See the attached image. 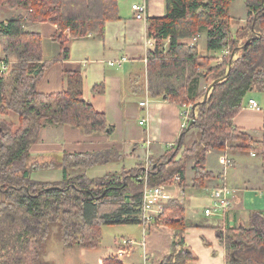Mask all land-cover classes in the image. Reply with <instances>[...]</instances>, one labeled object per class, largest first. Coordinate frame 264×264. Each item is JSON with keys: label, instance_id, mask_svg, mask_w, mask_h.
I'll return each instance as SVG.
<instances>
[{"label": "trees", "instance_id": "obj_1", "mask_svg": "<svg viewBox=\"0 0 264 264\" xmlns=\"http://www.w3.org/2000/svg\"><path fill=\"white\" fill-rule=\"evenodd\" d=\"M1 1L26 15L0 22V113L11 112L17 118V123L0 120V264H51L42 254L54 223L59 224L64 247L83 248L98 247L103 226L143 224L144 185H167L176 175L183 182L186 163L193 159L191 186L205 187L215 177L205 166L211 150L226 155L231 149L253 152L264 166V140L232 123L251 92H264V0H244L246 24L234 34L230 31L233 0H165V15L148 19L147 33L155 43L146 63L147 73L160 76L165 87L160 91L149 84L148 89L189 107L187 123L175 143L160 156H150L153 160L147 167L141 160L132 168L97 177L87 176L86 170L123 156L101 150L38 160L29 152L45 124L70 125L85 135L112 131L105 115L83 99L81 73L64 71L65 87L58 93H40L36 86L52 62L68 59L69 40L89 34L103 37L105 22L118 17L117 0ZM44 21L56 25L52 40L60 45L51 60H44L41 35L24 28L26 22ZM200 30L205 32L204 53L195 42L181 41ZM222 51L226 54L218 58L216 53ZM219 78L204 99L209 84ZM200 79L205 83L202 90ZM92 90L101 93L103 85ZM191 129L198 138L185 144ZM57 168L62 172L58 181L32 176ZM172 207L178 211L176 217L169 213ZM160 223L174 234L170 252L159 264L196 260L184 237L186 228L194 224L186 220L176 200L163 204L152 222ZM216 233L225 245L227 264H264V211L253 210L246 225L217 227Z\"/></svg>", "mask_w": 264, "mask_h": 264}, {"label": "crops", "instance_id": "obj_2", "mask_svg": "<svg viewBox=\"0 0 264 264\" xmlns=\"http://www.w3.org/2000/svg\"><path fill=\"white\" fill-rule=\"evenodd\" d=\"M135 3H145L144 19L135 18L131 9ZM117 10L118 17L105 22L102 38L89 34L69 40L68 59L52 62L36 86L40 93H58L65 87L64 71L77 70L82 76L83 99L105 115L112 131L85 135L70 125L45 124L37 141L29 148L33 159L59 160L64 153L113 150L123 156L119 161L128 160L127 167L122 166L119 171L144 161L146 152L152 158L160 156L178 140L187 107L151 93L149 84L160 91L165 86L160 76L148 74L146 70L147 52L154 47L147 42L154 39L147 33L148 19L165 15V0H117ZM246 11L245 8L236 19L231 17L232 34L245 26ZM6 20L0 18V22ZM24 28L41 35L44 60L58 55L60 45L52 40L56 25L48 21L26 22ZM203 47L205 50V41ZM216 55L219 57L221 53ZM201 81L204 80H199V90L203 87ZM100 83L103 92H94L93 86ZM250 99L257 103V107L249 106ZM232 123L249 132L254 139L263 141L264 92H251ZM210 153H215L214 157ZM220 155L221 151L214 150L207 154L206 169L215 177L207 180L205 187L196 189L191 186L193 159L186 163L183 182L173 178L169 184L163 185L166 195L163 204L176 200L183 207L186 220L194 224L184 232L185 243L196 256V260L188 264H227L226 248L219 241L216 228L246 225L251 211L246 212L243 208V192L259 193L261 202L253 208L264 211V166L260 156L231 149L227 152L229 166L224 168L217 160ZM221 182L231 190L228 210L223 216L201 213L197 207L199 201L206 200L204 208L208 207L209 190ZM169 213L176 217L178 211L172 207ZM105 227L110 229L106 235L103 232ZM173 234L174 230L163 223L103 226L98 247L80 248L81 264H159L170 252ZM123 240L132 243L124 244Z\"/></svg>", "mask_w": 264, "mask_h": 264}, {"label": "rangeland", "instance_id": "obj_3", "mask_svg": "<svg viewBox=\"0 0 264 264\" xmlns=\"http://www.w3.org/2000/svg\"><path fill=\"white\" fill-rule=\"evenodd\" d=\"M244 9H245L244 0H233L231 3V6H230V15H231L232 19H236L239 16H241L244 13ZM19 15H22L25 17L26 12L21 10V9H18V8H9L3 1L0 0V18L9 19V18L16 17ZM194 36L197 38V40L195 41V44L199 48V51L201 50L200 52L204 53L203 52V51H205L204 47H203V44L205 41L204 30H200L198 34H195L191 37H194ZM191 37L182 38L181 41L190 44ZM165 46H166V42L164 41V47ZM146 63H147V61H146ZM214 63H215V61H214ZM146 68H147V66H146ZM201 70H204V69H201ZM201 84L203 86L201 88L204 89L205 83L203 81H201ZM253 93L255 94L254 91H253ZM0 120H7V121L10 120V121H13L14 123H17L16 116L11 112H7V114H5V115L0 113ZM196 138H198L197 131L195 129H191L187 133L184 142H185V144H188L193 139H196ZM223 153L224 152H221V154H223ZM210 154H211L210 156H213V157L215 155V153H210ZM218 158H219V156L217 157V160H218ZM144 159H145V154H144ZM152 160L153 159H151V161ZM127 163H128V160H126V159H124L123 161H119V160L111 161V163H108L107 165H101V166L98 165V166H95L93 168L88 169L86 174L89 177L101 176V175H103V173H105V171H109V170L110 171H114V170L118 171V169H120L122 166L127 167V165H128ZM227 166H229V163ZM69 173H70V175H74V172L70 171ZM33 178L38 179V180H43V181H50V182L58 181L61 178V169L43 170L40 172H36L33 174ZM221 184H222V182L219 185H221ZM248 192L249 193L243 192L242 196H241L242 197V205H243V208L246 212L253 211L254 209H256V208H253V206H255L257 202L258 203L261 202L260 199L258 200V194L259 193L257 194L253 191H248ZM206 202H207L206 200L205 201L201 200V201H199V203L197 205V207L201 211V213L204 212V204ZM58 226H59L58 223H54L51 226V232L49 234L47 241L45 242V244L43 246L44 252L42 254V257L45 260H49L51 264H81V262L83 260V256L81 254L80 248H82V247H76V246L64 247L63 244L60 242V239H59L60 232H59ZM103 230H104L103 231L104 234L106 235L108 232L107 230H110V229L105 227Z\"/></svg>", "mask_w": 264, "mask_h": 264}, {"label": "built area", "instance_id": "obj_4", "mask_svg": "<svg viewBox=\"0 0 264 264\" xmlns=\"http://www.w3.org/2000/svg\"><path fill=\"white\" fill-rule=\"evenodd\" d=\"M131 9L135 13L134 14L135 18L137 19L145 18V9H146L145 3L132 4ZM196 40L197 38L195 36L192 37L190 39V44H193ZM147 42H149V44L154 45V39L151 41L149 39ZM224 54H226V51H222L219 58L223 56ZM140 104L143 105L144 102H141ZM249 106L257 107V103L254 100L250 99ZM188 110H189V107H187L186 112H184L183 114L184 119H183L182 127H184L187 123ZM251 155H255V154L251 152ZM144 160H145L146 167L151 164L149 152H146ZM218 163L222 165L224 168L227 167L228 158L225 153L219 156ZM174 179L178 180L179 178L176 175L174 176ZM230 192L231 190L224 183H222L221 185L212 187L209 190L210 205L204 208V214L223 216L229 208ZM165 197L166 195L164 193V187L162 185H157L153 187H149L146 184L144 185L143 190H142L141 200H140V211H141L142 220L144 221L143 224L152 225V222L159 216V214L162 211L163 199ZM123 243L128 244L132 242L123 240Z\"/></svg>", "mask_w": 264, "mask_h": 264}, {"label": "water", "instance_id": "obj_5", "mask_svg": "<svg viewBox=\"0 0 264 264\" xmlns=\"http://www.w3.org/2000/svg\"><path fill=\"white\" fill-rule=\"evenodd\" d=\"M220 79H222V78L216 79V80H214L211 84H209V86L207 87V90H206V92H205V94H204V99H205V97L207 96V93H208V90L210 89V87H211L215 82L219 81ZM192 121H193V120H192Z\"/></svg>", "mask_w": 264, "mask_h": 264}]
</instances>
